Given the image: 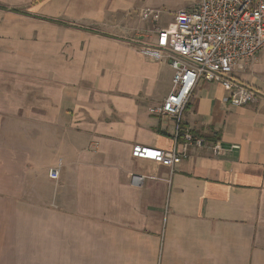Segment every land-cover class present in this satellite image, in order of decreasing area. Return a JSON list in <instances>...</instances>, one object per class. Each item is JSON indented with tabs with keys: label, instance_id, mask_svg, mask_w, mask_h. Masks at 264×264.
<instances>
[{
	"label": "crops",
	"instance_id": "0c3cea01",
	"mask_svg": "<svg viewBox=\"0 0 264 264\" xmlns=\"http://www.w3.org/2000/svg\"><path fill=\"white\" fill-rule=\"evenodd\" d=\"M145 4L0 0V264H264V50L235 73L257 102L200 80L181 126L205 146L137 160L176 128L150 113L176 70L141 53Z\"/></svg>",
	"mask_w": 264,
	"mask_h": 264
},
{
	"label": "built area",
	"instance_id": "2783aa9c",
	"mask_svg": "<svg viewBox=\"0 0 264 264\" xmlns=\"http://www.w3.org/2000/svg\"><path fill=\"white\" fill-rule=\"evenodd\" d=\"M141 17L152 24L147 37L150 43L141 53L168 62L176 70L173 93L163 106L150 109L151 114L176 118L175 145L169 151L136 145L132 156L173 171L188 158L189 147L205 146L202 137L181 126L182 113L200 80L221 85L232 106L258 101L256 90L238 80L235 73L244 71L247 62L256 61L264 50V0H200L193 8L180 10L167 27L159 26L160 10L145 8ZM214 151L219 153V147ZM49 177L58 180L60 166L51 168ZM145 178L133 175L132 185L142 187Z\"/></svg>",
	"mask_w": 264,
	"mask_h": 264
},
{
	"label": "rangeland",
	"instance_id": "374dc122",
	"mask_svg": "<svg viewBox=\"0 0 264 264\" xmlns=\"http://www.w3.org/2000/svg\"><path fill=\"white\" fill-rule=\"evenodd\" d=\"M200 0H145L146 6H152L161 11L160 25H168L175 20V14L183 9H191Z\"/></svg>",
	"mask_w": 264,
	"mask_h": 264
}]
</instances>
